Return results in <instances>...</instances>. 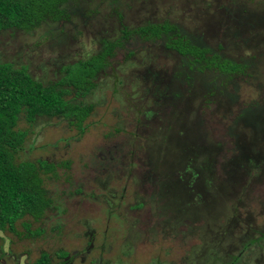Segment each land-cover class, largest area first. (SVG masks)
<instances>
[{
	"label": "rangeland",
	"instance_id": "1",
	"mask_svg": "<svg viewBox=\"0 0 264 264\" xmlns=\"http://www.w3.org/2000/svg\"><path fill=\"white\" fill-rule=\"evenodd\" d=\"M65 8L60 21L2 31L0 62L49 84L104 39L114 52L74 100L93 105L84 130L61 116H21L28 135L17 161L56 165L41 171L52 203L40 219L21 213L0 230V264L43 253L50 264H264V0ZM164 22L239 67H207L167 47L166 34L137 32Z\"/></svg>",
	"mask_w": 264,
	"mask_h": 264
},
{
	"label": "trees",
	"instance_id": "2",
	"mask_svg": "<svg viewBox=\"0 0 264 264\" xmlns=\"http://www.w3.org/2000/svg\"><path fill=\"white\" fill-rule=\"evenodd\" d=\"M67 1L0 0V33L9 29L28 32L46 20L60 21L67 17ZM176 29L174 24L164 22L140 26L137 32L143 38H157L166 34L167 47L182 56L204 61L207 67H218L223 72L235 71L239 67L238 64L220 62L217 56L208 55L207 48L191 43ZM114 47L113 42L104 39L98 53L65 65V75L49 84L33 78L27 66L17 68L11 62H0V230L7 231V222L21 213L40 219L52 203L41 171H52L56 165L45 159L37 162L17 161V155L25 149L24 142L28 135L27 130L18 129L21 116L24 115L30 123L40 116H61L82 127L93 105L74 100L84 98L95 87L94 81L108 65ZM64 165L69 164L66 162ZM250 243L244 242L243 249ZM61 255L65 257L67 253L62 252ZM49 262L50 256L43 253L32 264Z\"/></svg>",
	"mask_w": 264,
	"mask_h": 264
},
{
	"label": "flooded vegetation",
	"instance_id": "3",
	"mask_svg": "<svg viewBox=\"0 0 264 264\" xmlns=\"http://www.w3.org/2000/svg\"><path fill=\"white\" fill-rule=\"evenodd\" d=\"M66 257V256H65ZM238 258V257H237ZM240 258H238V259H236V258H232V260L230 261V262H228V264H238V260H239ZM51 262V261H50ZM34 263V262H33ZM27 264H32V263H27ZM50 264V263H49ZM157 264H166V262H161V261H159V262H157ZM227 264V263H226Z\"/></svg>",
	"mask_w": 264,
	"mask_h": 264
}]
</instances>
